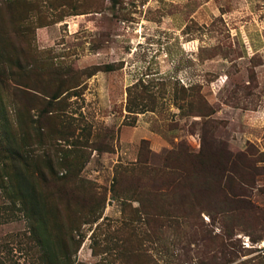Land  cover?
Returning <instances> with one entry per match:
<instances>
[{
	"label": "rangeland",
	"instance_id": "rangeland-1",
	"mask_svg": "<svg viewBox=\"0 0 264 264\" xmlns=\"http://www.w3.org/2000/svg\"><path fill=\"white\" fill-rule=\"evenodd\" d=\"M54 260L264 264V0H0V264Z\"/></svg>",
	"mask_w": 264,
	"mask_h": 264
},
{
	"label": "trees",
	"instance_id": "trees-1",
	"mask_svg": "<svg viewBox=\"0 0 264 264\" xmlns=\"http://www.w3.org/2000/svg\"><path fill=\"white\" fill-rule=\"evenodd\" d=\"M137 85L132 84L130 87H127L126 100H125V109L128 112H134L135 110H139V111L143 112L145 110L151 109L154 106V104H153V96L148 91V89H144L145 86L139 85V86H141L140 87L141 89L139 91L138 90L135 91V89L137 88L136 87ZM138 92L146 93L147 94L146 96H148L149 100H151L152 102H149V104H146V105L142 101H138L137 102L136 101L137 98L141 97V95H140L141 93H138ZM137 106H139V107H137ZM49 173L52 174V175H55L52 172L51 168H49ZM74 179H76V182L74 184H72V185L69 184V183L65 184L64 187L69 186V187H66L65 189H69L70 191H72V186H75L78 183L82 182L77 174L74 175ZM23 191L26 192V193H29L28 191H30L31 193H33L35 195V186L33 184H31L30 182H28V181L24 180L23 178H21L20 181H18V183H17L16 192L21 193L20 201L23 199L26 202L27 201L26 195L22 194ZM23 195H24V197H23ZM32 199H33V197H32ZM29 203H30V210H31L34 207L35 204H32V200H29ZM34 203H35V201H34ZM37 242L39 244H41V243L44 244V242H42V241L40 242V240L37 241ZM44 251H46V248L44 249ZM65 256H66V254L64 252L62 254V257L66 258ZM54 261L56 262V264H59L60 262L65 261V260H54ZM68 264H70V263H68Z\"/></svg>",
	"mask_w": 264,
	"mask_h": 264
}]
</instances>
